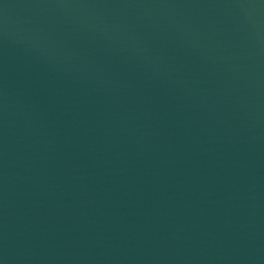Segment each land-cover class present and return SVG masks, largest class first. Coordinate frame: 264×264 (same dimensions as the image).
Masks as SVG:
<instances>
[{"label":"water","instance_id":"obj_1","mask_svg":"<svg viewBox=\"0 0 264 264\" xmlns=\"http://www.w3.org/2000/svg\"><path fill=\"white\" fill-rule=\"evenodd\" d=\"M0 264H264V0H0Z\"/></svg>","mask_w":264,"mask_h":264}]
</instances>
